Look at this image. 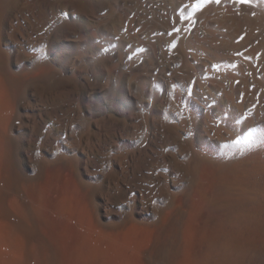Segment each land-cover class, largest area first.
<instances>
[{"label":"bare ground","instance_id":"1","mask_svg":"<svg viewBox=\"0 0 264 264\" xmlns=\"http://www.w3.org/2000/svg\"><path fill=\"white\" fill-rule=\"evenodd\" d=\"M198 4L0 0V264H264V0Z\"/></svg>","mask_w":264,"mask_h":264},{"label":"snow or ice","instance_id":"2","mask_svg":"<svg viewBox=\"0 0 264 264\" xmlns=\"http://www.w3.org/2000/svg\"><path fill=\"white\" fill-rule=\"evenodd\" d=\"M216 2L219 3L220 0H216ZM237 2H240V3H249L250 0H237ZM202 3H203V0H201V4L196 5L197 9H198L200 6H202ZM235 143H239V141H236Z\"/></svg>","mask_w":264,"mask_h":264}]
</instances>
